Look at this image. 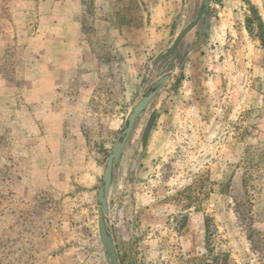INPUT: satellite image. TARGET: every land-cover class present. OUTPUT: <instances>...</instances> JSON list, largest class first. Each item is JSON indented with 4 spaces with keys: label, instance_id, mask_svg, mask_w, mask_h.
Here are the masks:
<instances>
[{
    "label": "rangeland",
    "instance_id": "1",
    "mask_svg": "<svg viewBox=\"0 0 264 264\" xmlns=\"http://www.w3.org/2000/svg\"><path fill=\"white\" fill-rule=\"evenodd\" d=\"M73 2L0 0V264H108L104 169L130 110L173 58L114 174L120 262L201 256L209 216L217 253L264 264V50L247 30L253 9L264 21V0H210L171 59L204 0Z\"/></svg>",
    "mask_w": 264,
    "mask_h": 264
},
{
    "label": "water",
    "instance_id": "2",
    "mask_svg": "<svg viewBox=\"0 0 264 264\" xmlns=\"http://www.w3.org/2000/svg\"><path fill=\"white\" fill-rule=\"evenodd\" d=\"M210 8V0H204L203 7L196 20L187 25L177 35L174 43L163 56L164 58L171 59L174 55L178 54L183 41L199 25V23L209 15ZM174 63L175 59L173 58L163 67V69L159 72L158 80L146 90L140 100L130 110V113L125 121V126L119 132L104 169L97 197V217L100 241L104 248L105 259L108 264H121L109 221V195L113 184L114 174L116 169L120 167L124 154L138 128L139 123L142 121L143 116L147 113L154 100L172 78L174 73ZM159 112L160 111L158 109L153 111L147 121L141 138V148L143 151L147 149L152 132L159 117ZM137 166L138 160L135 158L132 161L130 173H135Z\"/></svg>",
    "mask_w": 264,
    "mask_h": 264
},
{
    "label": "trees",
    "instance_id": "3",
    "mask_svg": "<svg viewBox=\"0 0 264 264\" xmlns=\"http://www.w3.org/2000/svg\"><path fill=\"white\" fill-rule=\"evenodd\" d=\"M252 13L254 16L247 18V30L261 43L264 50V21L257 9H253ZM255 21L258 22L257 30L254 28ZM187 220V216H182L179 224L174 228L178 235H180L182 230L185 228ZM216 236L217 230L213 224V219L206 216L204 231L205 252L201 256L196 257H190L180 253L178 254V259L182 262V264H237L229 253H217L214 243Z\"/></svg>",
    "mask_w": 264,
    "mask_h": 264
},
{
    "label": "crops",
    "instance_id": "4",
    "mask_svg": "<svg viewBox=\"0 0 264 264\" xmlns=\"http://www.w3.org/2000/svg\"><path fill=\"white\" fill-rule=\"evenodd\" d=\"M19 1H23V0H19ZM74 0H71V2H73ZM78 1L79 0H75V3H78ZM73 4H74V2H73ZM28 14V13H27ZM57 13L55 12V15H56ZM58 15V14H57ZM0 33H1V31H0ZM2 35L0 34V37H1ZM4 76H3V74L2 75H0V79L2 78V79H5V78H3ZM5 81H7V80H5Z\"/></svg>",
    "mask_w": 264,
    "mask_h": 264
}]
</instances>
